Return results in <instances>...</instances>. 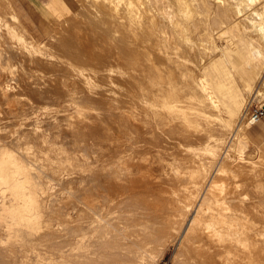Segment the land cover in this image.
<instances>
[{"label":"rangeland","instance_id":"obj_1","mask_svg":"<svg viewBox=\"0 0 264 264\" xmlns=\"http://www.w3.org/2000/svg\"><path fill=\"white\" fill-rule=\"evenodd\" d=\"M54 1L43 0L41 13H30L36 19L24 20L30 34L16 28L10 31V15L1 13L0 264H182L184 251L178 249L175 235L157 233L149 238L142 234L135 245L124 235L140 229L132 213L126 215L112 208L106 214L107 223L97 216L93 222L85 198L89 193L87 175L101 174V115L115 111L120 104L124 90H118L123 78L133 80L128 86L124 84L127 91L134 93L142 89L151 94L150 77H138L134 73L150 69L152 61L141 58L144 52L149 56L153 49L148 32L164 35L162 13H170L166 2L174 4L172 0H130V10H126V1L117 10L110 0H72L68 18H63L61 28L56 29L50 24L51 13H59L53 10ZM194 3L191 2V13H199ZM19 4L22 8L28 5ZM128 12L142 13L131 45L130 35L120 34L122 24L114 16ZM232 34L215 30L211 35L200 28L190 63L209 83L206 95L212 98L216 111L228 119L230 111L235 113L227 129V140L234 135L243 156L254 160L261 152L246 134L252 110L264 107L263 60L257 65L250 58L247 44L240 41V38L252 40L250 34L246 32L231 39ZM109 38L113 45L107 43ZM44 41L50 42L44 56L58 60L61 57L59 64L55 59L45 61L28 49V43L41 45ZM254 44L263 45L257 37ZM228 47L231 51L225 52ZM123 53L127 58H118ZM65 63L94 77L82 75L70 66L66 69L62 66ZM109 70H113L112 78L108 76ZM120 71L126 73L121 75ZM143 79L148 82L144 83ZM5 81L13 85V91L3 92ZM41 85L49 91L41 93ZM258 88L263 91L258 93ZM45 107L52 113L48 114ZM77 111H84L90 117L85 122L67 117ZM242 124L246 127L238 130ZM212 148L214 154L203 155L218 160L224 147ZM7 151L12 156L3 154ZM238 157L233 155L232 159L237 161ZM207 163L210 165L209 159ZM9 176L18 185L7 182ZM96 190L99 197L103 191L97 186ZM141 239L146 242L142 243Z\"/></svg>","mask_w":264,"mask_h":264},{"label":"bare ground","instance_id":"obj_2","mask_svg":"<svg viewBox=\"0 0 264 264\" xmlns=\"http://www.w3.org/2000/svg\"><path fill=\"white\" fill-rule=\"evenodd\" d=\"M123 1H126V10H130V0H110V3L118 10ZM192 1H195L199 13H191ZM2 2L10 8L6 0ZM71 2H53L56 4L53 10L59 13H51V26L61 28V20L70 14ZM172 2L174 5L166 2L170 13H162L164 35L148 32V41L153 49L149 51V56L144 52L141 58L152 61L150 69L134 73L135 76L150 77L151 94L142 89L134 93L127 91L124 84L128 86L129 81L133 80L123 78L118 90H124L120 104L116 105L115 111L101 115V174L87 175V211L93 222L97 216L106 223V214L112 208L126 215L132 213L140 229L124 235L135 245L142 234L149 238L157 233L175 235V239L179 240L178 249L184 251L182 264H264V153L250 160L243 156L234 135L227 140V129L233 123L235 113L230 111L231 118L228 119L216 111L212 98L206 95L209 83L190 63L197 44L194 42L196 32L203 28L211 35L215 30L225 34L231 32V39L247 32L252 40L240 38V41L250 49V58H254L257 65L263 60L264 67V0ZM3 3L0 8H4ZM5 14H9L12 20L10 31L16 28L23 34H30L15 13ZM140 15L142 13H114L122 24L120 34L123 37L130 35V45L134 30L139 27ZM1 19L3 16L0 13ZM255 37L263 45H255ZM111 39L107 43L113 45ZM42 43L36 45L30 42L28 49L45 61L55 59L59 64L61 57L58 60L53 56H44L50 42ZM228 51H231L229 47L225 52ZM118 58L126 59L127 55L123 53ZM156 59L159 63H156ZM62 66L66 69L70 66L82 75L94 77L90 72L77 70L67 63ZM112 72L108 71L110 78ZM120 73L124 75L126 72ZM143 80L144 83L148 82V79ZM7 81L3 92L14 90ZM89 82L90 79H87ZM40 91L45 93L49 90L41 85ZM261 91V88L257 89L258 93ZM45 109L48 114L52 113L48 107ZM68 116L84 122L90 117L84 111ZM242 127L246 125H238V130ZM217 146L224 147L218 160L204 157L203 154H214L212 147ZM3 154L12 156L11 151ZM233 155H238L239 159L233 160ZM223 173L231 175H221ZM5 180L13 186L18 185L12 176ZM96 186L103 191L99 194L101 199L98 193L95 194ZM97 200L99 202L96 204ZM141 242L145 243L146 240L141 239Z\"/></svg>","mask_w":264,"mask_h":264},{"label":"crops","instance_id":"obj_3","mask_svg":"<svg viewBox=\"0 0 264 264\" xmlns=\"http://www.w3.org/2000/svg\"><path fill=\"white\" fill-rule=\"evenodd\" d=\"M1 3L2 0H0ZM10 5V8L5 6L4 8H0V13H15L23 22L24 20L34 19L30 13H41L43 0H6ZM28 4L26 7H20L19 3ZM9 10V11H8ZM36 19V18H35ZM246 138L257 147L258 152L264 153V118L255 124L250 125L248 128V132L246 134ZM246 145V144H245ZM252 145V146H253Z\"/></svg>","mask_w":264,"mask_h":264},{"label":"built area","instance_id":"obj_4","mask_svg":"<svg viewBox=\"0 0 264 264\" xmlns=\"http://www.w3.org/2000/svg\"><path fill=\"white\" fill-rule=\"evenodd\" d=\"M263 115H264V107L260 106L254 108L249 117V124L252 125L257 123L258 121L261 120Z\"/></svg>","mask_w":264,"mask_h":264}]
</instances>
